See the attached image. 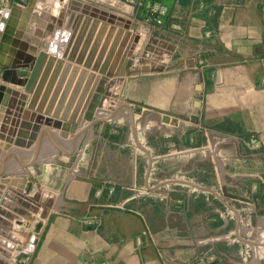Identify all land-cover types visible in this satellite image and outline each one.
Returning <instances> with one entry per match:
<instances>
[{"label":"crops","instance_id":"crops-1","mask_svg":"<svg viewBox=\"0 0 264 264\" xmlns=\"http://www.w3.org/2000/svg\"><path fill=\"white\" fill-rule=\"evenodd\" d=\"M154 1L163 13L140 0L132 17L112 10L113 25L130 34L121 51L140 45L129 69H163L125 74V56L109 88L118 96L78 130H43L26 155L0 140V177L45 157L44 140L54 157H73L42 186L55 199L21 264H264V0ZM70 12L53 38L62 52ZM160 40L174 45L167 59ZM163 153L173 159L165 182L152 163Z\"/></svg>","mask_w":264,"mask_h":264},{"label":"water","instance_id":"water-1","mask_svg":"<svg viewBox=\"0 0 264 264\" xmlns=\"http://www.w3.org/2000/svg\"><path fill=\"white\" fill-rule=\"evenodd\" d=\"M40 1L43 0H27L25 4L24 0H13L1 33L0 52L2 48H5V41L11 34L21 35L22 32L19 27L23 29L27 19L31 21V18L29 19L27 16L34 13L35 7H39ZM46 1L52 2V0ZM63 2L65 5H62L61 10H66V12L78 10L80 12L72 13L66 19L65 27L69 28V34L62 57L56 58L54 55L44 53L37 67L30 69L29 77H33L30 89L33 92L28 104L29 106H33L37 102V108L43 109L44 107L45 112L52 113L53 117H49L48 121H51L50 123L53 126L61 128L64 132H73L81 116L91 121L95 108L105 106L104 100L107 95L118 96L116 90L110 91L109 88L115 82L119 84L121 77L112 76L117 75L115 67L123 62L125 56H129L124 65L125 74L161 70L164 65L152 69L148 67L129 69L132 56L140 54V45L136 46V48L132 46V49L124 52L121 51V48L127 43L130 34L128 31H122L121 29L114 31L113 17H116V14L112 10H119L127 15H131L134 13V5L132 3L125 0H63ZM56 4H59L58 0L55 1ZM63 11L60 16L63 15ZM105 16H109V18ZM61 18L59 17L56 20L57 26L62 25L63 19ZM128 21L130 20L128 19ZM111 36L113 37L110 41L109 49L105 51L108 38H111ZM134 40H137V38ZM154 40L156 39L154 38ZM142 42L143 38L139 40L140 44ZM160 43L166 45L167 51L164 52V55L166 59L169 58L174 45L165 40H160ZM9 50L15 52L13 46ZM165 62L166 60L164 59L163 63ZM80 64L83 66L80 67ZM0 65L4 68L2 80L9 79L10 75L22 78L17 75L16 67H28L25 61L13 64L12 60L5 57H0ZM94 71L100 72L103 75L98 79L95 92L89 100L95 80L97 79ZM109 77L114 79L108 80ZM37 79L38 81L34 86ZM105 82L107 84L103 87ZM3 89L9 91L11 88L0 83V91ZM1 94L2 92H0V139H4L6 142L2 143L3 147L8 148L11 143L26 147L30 146L36 140L38 126L36 124L33 125L30 133L25 128L13 129L8 127L7 130L6 128L4 129V123L10 122V119L6 117L1 118L3 111H5V100L1 98ZM88 95V101H86L87 104L85 106L86 110L84 109L81 113H77L84 103L85 97ZM111 106L109 105L108 107ZM72 107L73 111L69 113ZM17 114L18 117L22 118L20 122L21 126L28 129L30 126L27 120L33 118V113L28 109H23L19 110ZM58 115L60 118H57ZM11 124L17 125L18 120L12 121ZM30 186L31 183L28 182L26 176L0 177V193L5 188L14 192L6 191L4 192V196L6 197H0V264H14L9 259L10 250L13 249L14 242L22 241L17 234L11 231L13 226L11 220H20L22 217L29 218L31 212H38L41 218H46L52 207L55 199V194L52 191L44 188L33 194H29ZM40 207L41 209L39 210ZM2 236L8 238V241L6 242Z\"/></svg>","mask_w":264,"mask_h":264},{"label":"bare ground","instance_id":"bare-ground-1","mask_svg":"<svg viewBox=\"0 0 264 264\" xmlns=\"http://www.w3.org/2000/svg\"><path fill=\"white\" fill-rule=\"evenodd\" d=\"M55 1L56 0H52V2H47L46 0H43V1L39 2L40 5L37 8L35 7L34 13H31L30 15L27 16V18H29V19L31 18L32 22L27 19L25 27L23 29H21L19 27V29L22 32L20 36H18L14 33V34H11L8 39H6L5 48L1 49L0 57L9 58L10 60H12L13 64L21 63V62L25 61L28 64V69L30 70V69H35V67H37V65H38V63H39V61H40V59L44 53L49 55V53H50L49 51L51 50L50 54L56 55L57 52L53 51L51 46L53 45V41L55 39L54 34L56 32H59L58 30H60L61 26L63 25V20H62V25L57 26L56 20L59 19V17H62L61 19H64L65 15H66V10L65 11L61 10L62 5L63 6L65 5L63 0H58L59 4H56V5H55ZM62 11H63V15L60 16ZM70 11H72V10H70ZM70 15H72L71 12L68 14V16H70ZM7 16H8V12L4 13V12H2V10H0V37H1V33L4 29V26H5V23L7 20ZM16 28H17V26H16ZM65 33H63V32L61 34L59 33V35H61V40H64L68 37V34H69L68 30ZM64 44H66V43H64ZM11 45L15 49V52L9 50V48L12 47ZM32 80H33V77H29V76L19 78V77H13V75H10L9 79H6V80L4 79L0 82L1 84L5 85L6 87L11 88L9 91H7L6 89H3L2 91H0V92H2L1 98H3L5 100V103H4L5 104V111H3L1 118L6 117L7 119H10L9 121L11 123H12V121L15 122L16 120H18L17 125L11 124L9 122L4 123V129L6 128V130H7L8 127L13 128V129H15V128L16 129H18V128L24 129L25 128L27 130V132L30 133V131H32L31 129H32L33 125L36 124V126H38V130L36 131V132H38V133H36L37 134L36 140L39 138L42 131L46 130V129H47L46 130L47 133L44 132L43 133L44 135L45 134L49 135V132L52 133V131H53V134H55V135H56V131L59 132L60 135H62V136L66 135L67 132H64L61 128H57V127L53 126V124L50 123L51 121L50 122L48 121L49 117H53L52 113L45 112L44 107H43V109L37 108V102L35 105L29 106L28 102H29V99H30L32 92H33V90L30 89V84H31ZM37 81H38V79L35 81L34 86H35ZM105 83H107V82H105ZM12 85L15 87L22 86V87H24V91L16 89V88L12 87ZM34 86H33V89H34ZM94 92H95V89L91 93L89 100L92 97V94ZM96 108H95V110H96ZM23 109H28L30 112L33 113L32 114L33 118H29L27 120L28 125L30 126V127H28V129L26 127L21 126L20 122L22 121V118L18 117V114H17V112H19V110L21 111ZM95 110H94V112H95ZM57 118H60V116L58 115ZM67 120H68V118H67ZM82 120H87V119H85L81 116L78 123H80ZM88 121H90V120H88ZM78 123L76 124L75 131L78 130V128H79ZM0 124H1V121H0ZM75 131H73V132H75ZM68 132H71V131H68ZM59 133H58V136H59ZM46 138H47V136H46ZM0 140L4 141V139H0ZM33 144L26 147L23 145H16L14 143H11L9 147H10V150L13 154H17L19 151L21 153H25V155H26V153L28 154V152H29L28 149ZM1 147H2V145H1ZM14 149H16V150H14ZM6 150L7 149H5V151ZM41 150H43V148ZM22 157L23 156H21V158ZM42 157L43 156H38L37 160L40 162L43 161L44 157L43 158ZM3 165H4V163H3ZM0 171H2V169ZM0 196H3V198H4V192L3 191L0 193ZM32 213L33 212H31V214ZM12 220H14V219H12ZM2 237H4V236H2ZM32 237L33 236L28 238L27 243L24 246V251L30 249V247L33 243V240L31 239ZM4 239H5V237H4ZM6 239H8V238H6ZM30 239H31V242H30ZM5 241L7 242L8 240H5ZM13 252L15 253V251H13Z\"/></svg>","mask_w":264,"mask_h":264},{"label":"rangeland","instance_id":"rangeland-1","mask_svg":"<svg viewBox=\"0 0 264 264\" xmlns=\"http://www.w3.org/2000/svg\"><path fill=\"white\" fill-rule=\"evenodd\" d=\"M125 1L135 5V8H136V5L138 6V4H140V2H139L140 0H138V2H136V3L130 2L129 0H125ZM142 1L144 2L146 0H141V2ZM148 1L151 2V5H153V3H155L154 0H148ZM12 2H13V0H0V9H2V8L5 9V10H2V12L7 13L10 6L12 5ZM26 2H27V0H24L25 4H26ZM139 6H141V5H139ZM152 13H154V15H155L157 12L152 10ZM148 14H149V12H148ZM133 15H134V13L129 15V16L132 17ZM143 16H145V15H143ZM62 44L61 43L57 44L58 47L56 45L54 46V44H53L51 46V48H52V50L55 49V52L60 54L62 52L61 51ZM3 69H4L3 66L0 65V82L2 81L1 77L3 74ZM16 73L20 77H27L30 74V70L28 69L27 66H20V67H16ZM16 89L24 91V87H22V86H18V88L16 87ZM6 123H8V121ZM212 126H215V124ZM218 127H223L226 130H229L231 128L228 121H226L223 124H218ZM48 141L49 140H45L42 143L43 148H45V150H46V156L45 157L43 156L44 157L43 161H41V162L38 161L37 160L38 156L37 157L31 156V157H29V159H31V160L27 164L20 165L19 168L15 163L13 164L14 165L13 168H15V169L18 168V170H17L18 173H15V174L26 176L28 178V182L31 183V188L29 189L31 192L34 190V188H35V190L40 191L44 188V187L42 188V186L55 183L56 182V175H57V173L60 172L59 170H61V169L64 170V168L66 166L69 167V165L73 159V157L70 153L68 154L67 152H65V151L63 152L61 150L58 152V155L54 157V155L57 151V147H55L54 145H51L50 141L49 142ZM33 143H34V141H33ZM14 150H16V149H14ZM164 151H166V150H163V152ZM42 152H43V150L40 151L39 155H41ZM165 153L159 155L158 157H155L154 160L152 161V163H154V166L158 167L159 172L157 174V180L158 181H164V182H165V180L174 177V176H171L172 170H173V169H171L172 165H173L172 164L173 159L171 156H169ZM74 154H76V152ZM75 156L76 155H74V158H75ZM141 159H142V162L140 163V165H141V168L143 169L144 166L146 165L147 157L142 156ZM6 173H7L6 174L7 176H10L9 172H6ZM200 173H201V171H200ZM155 178L156 177H153V179H155ZM186 178L187 177H185V175H182L179 173L174 178V179H176L174 184L176 186L184 185V187H186L185 184L181 183L182 182L181 180L182 179L184 180ZM8 190L9 189L5 188L3 190V192L8 191ZM9 192H12V191L9 190ZM0 197L3 198V196H0ZM4 198H5V196H4ZM40 209H41V207L39 208V210ZM34 213H36V214H34L33 216H30L29 218L22 217V218H20V220H17V219L12 220L13 226L11 228V231L14 234H17L21 239H23L21 242H14L13 243L14 247H13V249L10 250L9 259L14 264H21V262L24 261L25 257L30 252L31 248L24 251V246L26 245L28 238L31 236H33L31 239L33 240L32 245H34V241H35L37 231L39 228V223L43 219L39 216L38 212H34ZM24 239H25V241H24ZM31 239H30V242H31ZM5 240H8V239L5 238ZM13 251H15V253Z\"/></svg>","mask_w":264,"mask_h":264},{"label":"built area","instance_id":"built-area-1","mask_svg":"<svg viewBox=\"0 0 264 264\" xmlns=\"http://www.w3.org/2000/svg\"><path fill=\"white\" fill-rule=\"evenodd\" d=\"M129 1L134 2V3L138 2V0H129ZM153 6H155V7L154 8L152 7V10H154L157 13H163L165 11V7L160 3H158V4L153 3Z\"/></svg>","mask_w":264,"mask_h":264},{"label":"clouds","instance_id":"clouds-1","mask_svg":"<svg viewBox=\"0 0 264 264\" xmlns=\"http://www.w3.org/2000/svg\"><path fill=\"white\" fill-rule=\"evenodd\" d=\"M53 51H55V49H53Z\"/></svg>","mask_w":264,"mask_h":264},{"label":"trees","instance_id":"trees-1","mask_svg":"<svg viewBox=\"0 0 264 264\" xmlns=\"http://www.w3.org/2000/svg\"><path fill=\"white\" fill-rule=\"evenodd\" d=\"M216 126H218V125H216Z\"/></svg>","mask_w":264,"mask_h":264}]
</instances>
